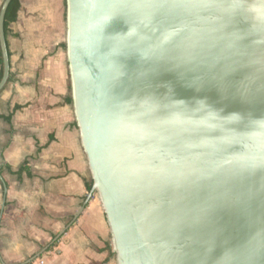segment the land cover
<instances>
[{
  "label": "water",
  "instance_id": "obj_1",
  "mask_svg": "<svg viewBox=\"0 0 264 264\" xmlns=\"http://www.w3.org/2000/svg\"><path fill=\"white\" fill-rule=\"evenodd\" d=\"M65 24L115 263L264 264V0H65Z\"/></svg>",
  "mask_w": 264,
  "mask_h": 264
},
{
  "label": "crops",
  "instance_id": "obj_2",
  "mask_svg": "<svg viewBox=\"0 0 264 264\" xmlns=\"http://www.w3.org/2000/svg\"><path fill=\"white\" fill-rule=\"evenodd\" d=\"M19 4L0 91V264H116L98 201L81 212L91 178L68 102L65 0Z\"/></svg>",
  "mask_w": 264,
  "mask_h": 264
},
{
  "label": "trees",
  "instance_id": "obj_3",
  "mask_svg": "<svg viewBox=\"0 0 264 264\" xmlns=\"http://www.w3.org/2000/svg\"><path fill=\"white\" fill-rule=\"evenodd\" d=\"M19 10H20L19 0H12L10 2V4L8 5V8H7L6 13H5V17H4V32H5V34L7 33L9 25L16 21L17 14H18ZM2 76H3V67H2V56H1V52H0V81L2 79ZM69 90H70V87H69ZM68 102L70 104L72 103L70 98L68 99ZM22 171H24V170L18 171L17 175H19ZM91 185H92L91 181L86 184L87 192L90 191ZM107 247L110 250V246L108 245ZM112 255L114 256V254H112Z\"/></svg>",
  "mask_w": 264,
  "mask_h": 264
},
{
  "label": "rangeland",
  "instance_id": "obj_4",
  "mask_svg": "<svg viewBox=\"0 0 264 264\" xmlns=\"http://www.w3.org/2000/svg\"><path fill=\"white\" fill-rule=\"evenodd\" d=\"M93 199H96L97 200V198L94 196V198Z\"/></svg>",
  "mask_w": 264,
  "mask_h": 264
}]
</instances>
